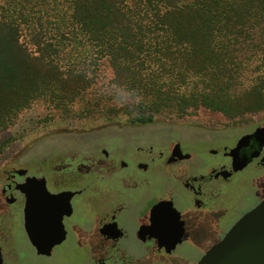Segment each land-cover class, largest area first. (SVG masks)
Returning a JSON list of instances; mask_svg holds the SVG:
<instances>
[{"label":"flooded vegetation","instance_id":"1","mask_svg":"<svg viewBox=\"0 0 264 264\" xmlns=\"http://www.w3.org/2000/svg\"><path fill=\"white\" fill-rule=\"evenodd\" d=\"M129 125L0 168V264H197L264 200V133L254 135L264 120L156 133Z\"/></svg>","mask_w":264,"mask_h":264},{"label":"trees","instance_id":"2","mask_svg":"<svg viewBox=\"0 0 264 264\" xmlns=\"http://www.w3.org/2000/svg\"><path fill=\"white\" fill-rule=\"evenodd\" d=\"M4 3L16 17L0 14V130L41 99L74 119L71 104L90 88L99 62L113 76L110 92L86 102L102 109L129 100L123 115L132 124H150L164 110L205 109L228 119L264 113V0ZM254 62L258 75L237 91ZM188 80L198 89L181 91Z\"/></svg>","mask_w":264,"mask_h":264},{"label":"rangeland","instance_id":"3","mask_svg":"<svg viewBox=\"0 0 264 264\" xmlns=\"http://www.w3.org/2000/svg\"><path fill=\"white\" fill-rule=\"evenodd\" d=\"M4 1L6 0H0V14L7 17H16V10L10 12V7L8 8ZM5 10H9V14H4ZM71 49V47L65 48L63 50L64 55L71 56L73 53L70 52ZM74 62V59L69 60V63L62 60L61 65L64 68L69 64H74ZM97 65V72L89 75L94 77L90 88L71 104V114H74V119L64 116L62 112L54 107L53 103L42 99L33 102L28 108L12 117L9 125L0 130V168L10 167L15 162L17 165L26 164L31 160L38 162L45 157L51 147H58L69 142V137L78 138L83 136V140L90 137V132L95 129L103 127L116 128L122 122L127 125L130 124L126 122L127 120L123 115L125 108H128L126 103L129 104V100L126 102L115 100L110 104H104L102 109L86 102L108 95L110 92L113 77L111 71L105 62H99ZM257 65L258 63L254 62L244 66L245 72L242 73L236 83L237 91H242L252 84L258 75ZM91 69H95V67L91 66ZM195 84L196 80H188L186 83L187 88H182L181 91L192 90L195 88ZM198 87L202 89L200 84ZM106 109H115L117 117L105 116L109 113V111H105ZM151 115L153 121L150 124H131L129 125L132 126L131 130L156 133L168 129L175 131L190 126L227 129L243 123H256L264 120V113L248 114L228 119L222 114L212 113L205 109H190L185 114L173 110H164Z\"/></svg>","mask_w":264,"mask_h":264},{"label":"water","instance_id":"4","mask_svg":"<svg viewBox=\"0 0 264 264\" xmlns=\"http://www.w3.org/2000/svg\"><path fill=\"white\" fill-rule=\"evenodd\" d=\"M263 133L264 129H257L254 135ZM30 185L27 181L22 189L26 193L24 219H30L35 205ZM41 189L45 191L43 182ZM197 264H264V200L239 219Z\"/></svg>","mask_w":264,"mask_h":264}]
</instances>
